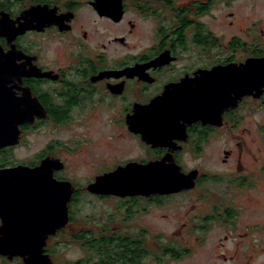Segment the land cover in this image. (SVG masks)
<instances>
[{
    "label": "flooded vegetation",
    "instance_id": "af4514ba",
    "mask_svg": "<svg viewBox=\"0 0 264 264\" xmlns=\"http://www.w3.org/2000/svg\"><path fill=\"white\" fill-rule=\"evenodd\" d=\"M233 1L0 0V119H11L13 102L24 111L31 107L34 117L20 124L14 144H9L11 130H0V170L40 169L37 178H0V235L4 230L40 234L32 238L36 244H26L24 255L0 253V261L93 264L96 249L107 246L112 262L142 264L144 257L157 254L161 241L140 224V215L164 197L190 191H198L203 203V228L198 227L204 233L214 224L236 227L243 212L263 209L251 200L253 194L264 195L261 160L251 170L234 167L227 176L203 171L212 159L220 160V153L224 163L238 160L244 168L245 137L251 135L253 121L257 133L264 134L258 119L264 112V88L246 91L260 79L253 80L246 65L264 59V29L255 26L244 36H230L209 22L216 20L221 4ZM35 6L39 13L29 14ZM28 24L33 28H25ZM82 126L99 127L96 135L102 136L79 134ZM93 137L102 149L95 164L99 170L83 181L77 179L71 157L84 143L95 144ZM40 142L36 153L15 158V152L30 151ZM157 161L176 164L185 173L198 170L196 186L123 197L88 190L100 175L129 163ZM60 182L69 185L61 188ZM222 183L223 189L215 187ZM62 193L72 194L65 207L68 221L59 227ZM86 195L97 201L122 200V221H133L134 227L110 225L112 219L97 228L76 226L78 205ZM128 199L136 205L131 207ZM247 229L261 230L262 247L264 225ZM160 244L167 253V244ZM70 249L85 254L69 257ZM121 249L136 251L132 262L120 259Z\"/></svg>",
    "mask_w": 264,
    "mask_h": 264
},
{
    "label": "rangeland",
    "instance_id": "374dc122",
    "mask_svg": "<svg viewBox=\"0 0 264 264\" xmlns=\"http://www.w3.org/2000/svg\"><path fill=\"white\" fill-rule=\"evenodd\" d=\"M231 13L233 14L230 15ZM232 21L234 23L230 24ZM209 22L218 33H225L230 36L233 34L244 36L248 29L255 26L261 31L264 29V0H234L231 6L221 4L220 10L217 11L216 20ZM258 119L261 122L263 121L264 124V112ZM51 128L48 127L47 131L52 132ZM97 129L100 128L82 126L79 134H83L85 131L91 132L87 133L89 136L101 135H96ZM257 129V125L253 121L251 135L245 137L248 154L246 153L247 155H245L244 168L240 167L237 163L239 162L238 160L224 163V155L220 153L216 154L220 156V160L217 162L216 159H212L209 168H205L203 171L211 175L222 174L227 176L237 166L239 171H243L246 168L251 170L252 164L256 165V162L260 160L264 164V134L259 135ZM49 138L46 137L45 140ZM93 138L95 144L84 143L77 150V154L71 157V163H73L71 167L77 179L80 178L83 181L93 177V174L99 170L95 164L98 157L100 158L98 155H101L100 150L102 149L97 147V138ZM41 144V142L40 144H33L30 151L27 152L24 149L15 152V158L17 160L27 158L28 154L36 153L40 149ZM236 150L238 156L240 149L237 148ZM252 150L256 152L259 159H255L253 154L251 155ZM108 151L110 152L108 155H111L112 152ZM124 152H127L126 148L121 150L120 154L123 155ZM224 183L215 185V187L223 189ZM238 199L241 200V198ZM128 200H130L131 207L136 205L132 199ZM251 200L254 204L253 206H259L257 204H260L263 208L259 213L256 212V209H248L243 212V216L236 227L214 224L210 230L204 233V230L201 229V214L202 212L205 214V211H201L203 203L199 200L198 191L164 197L162 202L154 204L156 206H153V209L140 215V224L151 229L157 235V241H161L156 247L157 254L144 257L142 264H264V243H262L263 246L261 247V239L259 238L263 233L261 230H253L249 233L247 229L249 225H257L258 223L264 225V195L253 194ZM122 203V200L114 198L106 201H97L90 199L89 195H86V198L82 199L78 205L75 224L76 226L97 228L108 225V220L112 219V222H109L110 225L134 227L133 221L128 220L126 223H124V220L122 221V217H125L124 209L121 208ZM145 204H149L148 201H141V205ZM162 242L167 244L166 247L173 244L183 256L176 258L173 257V254L164 253V250L161 252L160 248L164 249V245L160 244ZM67 253L69 257L74 256L77 259L85 254L84 251L76 249L75 251L70 249ZM0 264L4 263L0 261Z\"/></svg>",
    "mask_w": 264,
    "mask_h": 264
},
{
    "label": "water",
    "instance_id": "95a60500",
    "mask_svg": "<svg viewBox=\"0 0 264 264\" xmlns=\"http://www.w3.org/2000/svg\"><path fill=\"white\" fill-rule=\"evenodd\" d=\"M40 8L38 6L32 7L28 13L37 15ZM52 19H49V22ZM48 21V17L45 18ZM25 28L31 29L33 25H25ZM156 62V61H155ZM154 62V63H155ZM246 67L247 74L251 75L253 80L260 78L258 83L250 84L246 88L247 92H262L264 88V59L250 60ZM243 94L245 89H243ZM33 108V107H32ZM10 120L0 119V130H11L12 135L9 137V144H14L19 135L20 124L24 122L34 121L33 110L31 107L24 111L21 110L19 104L13 102L10 106ZM35 109V108H34ZM1 138V136H0ZM40 173L39 168L29 169L24 166H16L13 168L0 170V178H29L38 177ZM198 170L189 173L183 172L176 164H165L164 161L150 162L147 164L129 163L127 166L120 167L116 170L100 175L96 181L88 186V190L97 194H114L117 196H135L136 194L152 195V194H171L180 192L182 190L192 189L196 186L198 179ZM61 183V182H60ZM69 184L62 182L61 188ZM71 185V184H70ZM70 195L62 193L61 203L64 204L61 215V222L56 226L62 227L68 221V214L66 201ZM40 234L31 232H12L6 233L5 230L0 235V253L1 254H19L24 255L29 247L26 244L30 241L36 244ZM38 249V247H37Z\"/></svg>",
    "mask_w": 264,
    "mask_h": 264
},
{
    "label": "trees",
    "instance_id": "16d2710c",
    "mask_svg": "<svg viewBox=\"0 0 264 264\" xmlns=\"http://www.w3.org/2000/svg\"><path fill=\"white\" fill-rule=\"evenodd\" d=\"M110 250L111 249L107 248V246L97 248L96 252H97L98 256L95 259V263H93V264H117V262H112V260H114L115 258L107 259V257H109V255H110V252H111ZM165 250L167 253L173 254V257L179 258V257L183 256L182 253H180V250L175 246H172V247L168 246L165 248ZM178 252H179V255H178ZM135 253H136V251H134L132 249L131 250L121 249V251H119V254L122 256V258L120 257V259H125V260L127 259V261H125V262H128V260L130 259L129 261L132 262L133 258H134L133 255ZM141 258H143V257H141Z\"/></svg>",
    "mask_w": 264,
    "mask_h": 264
}]
</instances>
